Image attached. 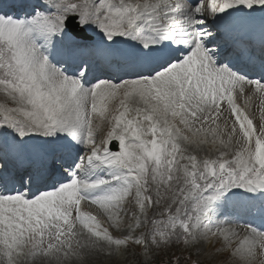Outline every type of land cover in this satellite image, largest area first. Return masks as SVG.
<instances>
[{"label": "snow or ice", "instance_id": "obj_1", "mask_svg": "<svg viewBox=\"0 0 264 264\" xmlns=\"http://www.w3.org/2000/svg\"><path fill=\"white\" fill-rule=\"evenodd\" d=\"M182 262L264 264V0H0V264Z\"/></svg>", "mask_w": 264, "mask_h": 264}, {"label": "rangeland", "instance_id": "obj_2", "mask_svg": "<svg viewBox=\"0 0 264 264\" xmlns=\"http://www.w3.org/2000/svg\"><path fill=\"white\" fill-rule=\"evenodd\" d=\"M7 2H8V0H7ZM257 104H258V102H257ZM256 109H258V107L254 105V106L251 108V111H252V112L257 116V118H258V116H259V112H258ZM182 264H183V262H182Z\"/></svg>", "mask_w": 264, "mask_h": 264}, {"label": "bare ground", "instance_id": "obj_3", "mask_svg": "<svg viewBox=\"0 0 264 264\" xmlns=\"http://www.w3.org/2000/svg\"><path fill=\"white\" fill-rule=\"evenodd\" d=\"M241 104H243V101H240Z\"/></svg>", "mask_w": 264, "mask_h": 264}]
</instances>
